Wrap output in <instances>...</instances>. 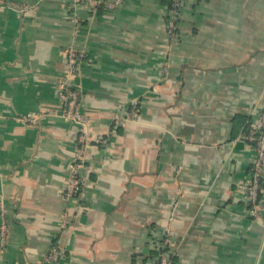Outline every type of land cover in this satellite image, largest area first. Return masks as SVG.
<instances>
[{"label": "crops", "instance_id": "crops-1", "mask_svg": "<svg viewBox=\"0 0 264 264\" xmlns=\"http://www.w3.org/2000/svg\"><path fill=\"white\" fill-rule=\"evenodd\" d=\"M167 18L164 0H0V264H41L56 241L59 264H158L175 207V264H264V183L254 220L242 140L264 111V0H188L176 45ZM71 45L88 54L73 80L87 129L111 140L84 148L76 200L79 127L60 98Z\"/></svg>", "mask_w": 264, "mask_h": 264}, {"label": "built area", "instance_id": "built-area-1", "mask_svg": "<svg viewBox=\"0 0 264 264\" xmlns=\"http://www.w3.org/2000/svg\"><path fill=\"white\" fill-rule=\"evenodd\" d=\"M174 10L170 13L167 34L170 41L176 45L182 39L179 33V25L177 22L184 12L185 0H175ZM72 8H77L78 6H85L92 11H96L100 5H103L106 10H114L122 6L125 0H67ZM75 23L78 25L77 20ZM66 63H65V73L66 79L62 80L60 83V98L63 102L64 110L62 113L63 118L74 123L79 127V136L77 140L78 149L74 155V159L70 168V175L67 180V190L65 193L66 200H76L83 195V190L85 187V177L82 171V154L84 148L88 146L91 142L101 144L104 147L110 145L109 138H103L101 136H94L88 131L89 120L87 116L81 111V99L82 92L80 88L74 85L73 80L77 77L78 71L81 66L88 61V54L85 51L78 50L75 46L71 45L67 47L66 51ZM138 114V109L136 106L132 109L129 117L135 118ZM28 121H33V118L27 119ZM125 119L120 115H116L114 118L115 128L122 125ZM242 140L248 143H254L256 147L255 157L252 164V175L244 183L245 191V201L248 206V216L252 219H259V203H260V193L262 192V181L264 180V111L261 113L258 121L251 124L249 133L242 136ZM179 212L175 207L173 209L171 219L169 224L162 231V241L160 246L164 247V252L161 251L159 258V264H172V258L174 253V232L172 228V223L178 217ZM7 238V227L6 225L0 226V253L2 254L5 249ZM159 247V245H158ZM159 249V248H158ZM169 249V250H167ZM167 250V251H165ZM63 258V252L59 243L56 241L48 255H46L41 264H59Z\"/></svg>", "mask_w": 264, "mask_h": 264}, {"label": "trees", "instance_id": "trees-1", "mask_svg": "<svg viewBox=\"0 0 264 264\" xmlns=\"http://www.w3.org/2000/svg\"><path fill=\"white\" fill-rule=\"evenodd\" d=\"M164 2H165V4H166V6L168 7V18H167V24H166V25H168V21H169L170 13L174 10V4H175L176 1H175V0H164ZM187 2H188V0H185L184 7L187 5ZM102 8L105 9V7H104L103 5H100L99 9H102ZM182 15H183V13H182ZM181 18H182V16H181ZM181 18H180L179 21L177 22L178 25H180ZM166 27H167V26H166ZM179 33H180V36L182 37V32L180 31V29H179ZM181 41H182V40H180L179 43H180ZM251 124H252V121H250V122L248 123V125H247L246 128H245V130L243 131L244 135H247V134L249 133V130H250ZM251 145H252L254 148L256 147V145H255L254 143H251ZM263 183H264V180L262 181V187H263ZM259 196L261 197V193H260ZM161 237H162V233H161V235H160V238H158V240H157L158 245H159V247H158L159 249H158V253H157V259H158V262H159V258H160V255H161V251L164 252V247H161V246H160V242L162 241ZM167 250H169V249H167ZM167 250H165V251H167ZM174 253H175V255H174L173 258H172V264H175V262H176V252H175V250H174ZM158 264H159V263H158Z\"/></svg>", "mask_w": 264, "mask_h": 264}]
</instances>
